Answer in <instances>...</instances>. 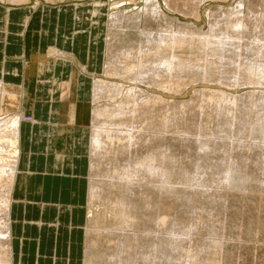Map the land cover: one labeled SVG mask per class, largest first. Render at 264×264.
<instances>
[{"label": "rangeland", "instance_id": "rangeland-1", "mask_svg": "<svg viewBox=\"0 0 264 264\" xmlns=\"http://www.w3.org/2000/svg\"><path fill=\"white\" fill-rule=\"evenodd\" d=\"M146 1L147 0H16V1L15 0H0V27H5V25H6L4 21H5V16L7 15V10L9 8L10 9L11 8L18 9L19 14H20L19 18H22V16H24L25 13H28L31 16V19H32L31 22L32 23L29 24V27H28L29 32H27V34L25 36L26 39L24 41V43L29 44V45H27L28 49L26 48L27 50H25L22 48V51H21V52H23V51L26 52V56L22 58V62H24L25 66L28 65V63H27L28 61L31 62L32 60H34L38 54H41V55L46 54L47 49L51 48V47H55L61 51L62 50H68L67 48H76L77 54H78L77 56H78L79 60L81 61V63L79 61L75 63V64H77L76 68L78 71L73 68L72 73H70L67 70L68 68H66L68 64L63 63L64 62L63 60L67 61L69 59H63L62 60V59H60L62 57L61 55L57 56L56 58H59V59H56V61H57L56 66L57 67L55 69L53 67L55 60L50 59L51 60L50 61L51 62V68L48 70L44 69L45 72L39 73L40 74L39 78H38L39 81H37L38 84L37 83L35 84L30 78L28 80L26 78V74L23 75L25 78V81L20 80L19 82H17V81L13 82L10 79L4 80L3 81L4 84L7 85L5 88L12 93L15 91L18 92L19 96L16 98V100H14L11 103L7 99L8 96H6V94L8 92L6 93V91H5V93H3V95L0 96V113L14 112L15 110L20 111L21 112L20 113L21 119L24 118L23 120H21L22 121V133H24L25 129L30 128L32 126V123L36 122V121L38 122L39 125H35L34 126L35 128H48L49 126H55V123L65 121L63 115H64V111L67 109V106H66L67 104L64 102L72 101L75 98L76 100H78L77 105H81V104H83L82 103L83 101H89V99H90L89 91H90V85H91L92 78H102L108 82H115L117 84L125 85V87H127V85L130 84L134 87L136 86V87H139L141 89H145L153 95L161 97L163 99V101H162L163 104L160 103L161 101L160 102L157 101V104L155 105L156 100H154L155 103L153 102L154 104L153 103L150 104L151 107H153V105H154L155 106L154 108H151V107L148 108L149 109V111L147 109L148 113H146L144 115L140 114V113L135 114V116L132 115L133 120H131L132 117H130V116H129L130 120H128V118H127L128 115H131L130 113H128V112H130L129 110H127L128 112L125 111L126 109H128V107H126L128 105L126 103H122V105L120 104L122 106V108H121V106L118 107V111L120 113L117 112V114H116V118L119 115H121L117 118L118 120L115 119L114 125H109V126L108 125L106 126V122H105V125L102 127L106 130L108 129L111 131H114V129H115V132H113L114 135L116 136V133H117V135L119 134L120 136H122V138H123V134H124V138H125V133H129L130 131L134 132V133H137V132H139L140 134L142 133L141 134L142 136L144 134V136L146 137L145 138L146 142H147V143L145 142L146 146L148 144V147L151 146V147H155L156 149L160 148L159 149L160 152L166 153V155H168L171 158V159L170 158L167 159L166 161L164 160L165 162H163V165L168 166V168H170L171 171H173L175 169V171L173 172L174 174L172 173V177L170 179L171 183L170 182H161L160 185L155 183V185L156 184L157 185L153 186L152 183L146 181L147 179L145 177L140 178V181H141L140 184H136V182H137L136 180L134 181V179H129V178L121 179V183H119V182L111 183L112 181L109 182V179H107L108 181L106 180L105 183H103V187H102V192H104V193L101 192V194L102 195L104 194V195L99 196L100 200H95V202L96 201H97L96 203L99 202L100 205H99V203H98V205L96 203H94L96 205L95 208H93V206H95V205H90V203H87V202H89L88 199H86L88 196L87 188L89 187V184H90L89 181H91L89 179L93 178V176L89 175L90 176L89 177L87 175V173H88L87 172L88 171V153H87V146L86 145H87V139L89 136L88 133H90V124L86 123V115L87 114H84V113L81 116L78 115L75 118L74 122L72 121L73 125L74 124L76 125V128L73 129L72 136L68 137L67 139L70 140L71 146L73 144V147H71V148L73 150V158L72 159L74 160L73 162L75 165L74 170H75L77 175H79L80 177H82V179H84V183H85V180L87 181L86 191H85V199H84L85 206L83 205L80 208L82 236H84V241H85V228H86L87 232H88V230H90L88 232V234H91V233L92 234L89 235L88 237L91 240L94 239L92 241L91 245L92 244L95 245L94 242H96V244L99 245V246L95 245L98 248V249H96L97 251L94 249V247H93L94 245L93 246L90 245L91 248H88V246H86L87 247L86 248V264H90V262H91V264H92V262H93V264H94V262H96L97 264H99V263L100 264H108V263L113 264L114 263L113 261H115V263H117L118 261H116V260L111 261V260H112V258L113 259L115 258L114 254L120 255L122 252L123 253L120 256L117 255L118 259L117 258L116 259L119 260V263H117V264H121V261L124 262V264L129 263L128 260L130 262L133 261V263H135V264H137V262H138V264H141L142 260H143L142 264H146V263L147 264H153V263L157 264L155 262H158V264H162L160 262H163V264L164 263L167 264V262H168V264H169V262H170V264H174V262H175L174 259H176V258H178L177 259L178 262H180V260L182 259L181 261L183 263L180 262V264H187V263L191 264V260L193 261V258H192L193 256H194V260L196 257H198L197 258L198 263L196 262L195 264H201V263L203 264V262H204V264L205 263L206 264L207 263L212 264V262H213V264H217V262H219V264H220V261H221L220 260L221 259L220 251L222 249L227 251V252H231L234 254L233 258L231 259L232 264H236L238 262L243 263V264H264V206H263L264 205V180H263L264 179V177H263L264 176V169H263L264 167L262 168V166L264 165V164H262V163H264L263 162L264 161V159H263L264 158V154H263L264 151L261 152L262 150H264V145H260L261 142L264 143V141H262V140H264V137L261 133H259V131H256V129L259 128V126L258 127L255 126V128L253 129V121L258 122V124H261V125L264 124V122H262V120L264 121V111H263L264 110V107H263L264 106V99H263V97H264L263 96V94H264V83H260V86L263 85L261 87L257 85L259 83H255V84H253L254 86L251 85V87L249 85H246V84L240 85V87H239V85L238 86L236 85L237 87L235 85H233V86L227 85V87H226L225 84L220 83L221 79L226 78V77H223L224 72H225L224 69L226 67L225 68L223 67L225 65H223L221 60L217 61L216 64L211 63L212 66L210 65L211 67H213V65H217V64H218V66H219V64L223 65V66L220 65L221 66L220 69L222 71L218 70L220 72H218V74L216 75L217 77L214 76L216 78H213V75L217 73L216 70L219 69L218 66H216L217 67L216 70H213L215 67L211 68L212 70L210 72H209L210 68H208L209 65L206 66V68L208 69V72L206 75L211 74V78L209 77V80H208L207 79L208 77L205 78V76H206L205 73H206L207 69L205 68L204 65L206 63L203 65V63L205 62V60H203V59H205V57H202L203 55L200 57L198 55L199 53L195 54L196 51H193L190 49L185 50L183 48H182L183 52H182V49H180L174 53L175 55H173V60L176 62V60L178 58L184 59V60L187 59L186 61H184V60H182V61L184 62V64H187V66L188 65L189 66L191 65V66L190 67L186 66L187 70H186V68L185 69L183 68V70L182 69L178 70L179 73H178V71L172 72L171 73L172 75L171 76L169 75L170 77L168 78V80L166 79V81H168L169 83L172 81L173 84L170 83V86L168 88L164 87L165 89L162 88V86L165 85V84H163L164 82H162L163 80L160 79L161 80L160 81L159 79H156L157 76L153 72L155 67H157V66L161 69V66H159L158 63L156 62L158 60L160 61V58L163 57L160 55L159 56L155 55L154 58L150 55L148 60H149V63L151 62L152 65L151 64L149 65V63L148 64L146 63V65L144 64L145 66H142V68H141V66H138V68H137L138 70H136L138 73H140V72L145 73V72L150 71L153 74L152 76H150L151 73H150V75H149V73H147L148 76L145 74H140L141 76L139 75V77H141V80H144L143 75H145V78L147 77L144 81H142L143 83H141V82L139 83L136 81L128 83L126 80H124V78H122L120 76L116 75V77L115 76L107 77L103 72V69L105 66L104 64L106 62V59H108V50H107L108 46L106 45V41L109 38V33L112 31L113 27L115 26L114 23L112 22L113 17H115L114 19H116V17H117V20L118 21L120 20V23L122 22L120 24L121 26L118 25L119 28L116 27L120 31V35L123 33L122 34L123 36L121 35L122 38L120 37V39L122 41L121 42L122 44H120V46H119L120 50L118 48V50H119L118 53L121 52L120 54H118V56H122L124 53L123 51H125L126 49H131L133 47L134 50H136L137 48L142 47L147 36H157V34L159 32H165L164 30H167V32L170 30L173 31L174 33L176 32V34L179 35V37L184 32L182 34V38L180 37V39H183L185 36H187V38L185 37L183 39V41L185 40V42L192 41L193 37H194V39L198 38L201 40L203 38H205V36L211 37L212 33H213L212 22L214 21L211 17V15L213 13V11L211 9L212 7H216V6H220V5L224 6L225 8L228 7L230 9H228L227 13H229V10H231V9L233 10V8H235L236 5L240 3L242 6L241 10H243L244 13L246 11V8L250 7L252 9H254V12H253L254 14L257 13L255 17L258 20H262L261 16H263V13H264V0H225V1L224 0H203V2L199 5V9H198L199 10L198 11L199 17L196 15L197 12L195 10L196 0H166V1L165 0H157L159 2V9H158V12L154 15L156 17V20L155 19L153 20V16L151 17V15L154 14V12H151L152 14L149 13V14L144 15L145 9H149L150 11H152V9H150V6L152 3L149 1H147L148 3H146ZM148 4H149V6H148ZM94 9L96 10V14L94 16H91L90 12H91V10H94ZM149 10H145V11L149 12ZM225 10H227V9H225ZM120 11H122V12H120ZM134 11H137V13H134V15L132 16L131 13ZM138 11H139L140 15H139ZM161 11L164 14V17H163L164 19H166V18L170 19V21L172 23V26L170 28L166 27L164 25V24H166L165 23L166 20H162L163 18L161 17V14H162ZM73 12H74V15H76V17L78 18V19H76V26H75L76 28L74 29L77 31V34L75 36V42L73 43V40H72L70 44H67L64 42L65 34H66L64 32H66L67 31L66 29L69 27L66 24L68 23L69 16ZM129 14L131 15V17ZM135 14L139 15V17H137ZM115 15H118V16H115ZM120 15H121V17H120ZM126 15L127 16L129 15L127 17L129 20H130V18L135 19V20L139 18V20H137L138 25L135 26V25L128 23L129 20L125 19ZM149 15L151 18L149 17ZM146 19H147V22H148V20H150L151 23L146 28H144L145 27L144 21H146ZM115 24H117V23H115ZM179 24H181L180 27H178ZM185 25L188 26L187 27L188 29L187 28L185 29L182 27ZM71 27H73V25H71ZM56 28L59 29V32L56 31ZM42 32H43V34H41ZM185 32H186V34H185ZM194 32L195 33L197 32L199 34L196 35V34H194ZM202 33H203V35H202ZM21 34H22V32H21ZM200 35L202 37H200ZM188 37H190V39ZM134 41H135V43H134ZM38 46H40V51H42V52L45 50L46 51L43 53L40 52L37 48ZM133 48H132V50H133ZM121 49H123V51ZM70 50H72V49H70ZM88 50H89L90 56H89V59L87 60V58L85 59V57H86L85 52H87ZM30 52H32L31 56H30ZM181 52L184 56L181 55ZM184 53L187 54L188 56L187 55L185 56ZM192 54H193V57H192ZM194 55L195 56L197 55L196 56L197 60H195L194 63L190 64V62L191 61L193 62L195 59ZM206 55H208V54H206ZM190 56H191V59H190ZM30 57L32 58V60H30ZM33 57H34V59H33ZM186 57H188V58H186ZM207 57L208 56H206V58ZM62 58H64V57H62ZM152 59H153V61H152ZM59 63L60 64L62 63V64L59 65ZM154 63L156 64V66H153V65H155ZM196 63L198 64V66L200 63V66L199 67L196 66L197 65ZM193 64H195V66ZM192 65H193V67H192ZM71 67H73V66H71ZM146 67H147V69H146ZM47 68H48V66H47ZM192 68H197V69H195L193 76L191 75V71H189V69L192 70ZM198 69H200L199 70L200 72L198 71V73L203 74L205 76L202 75L203 76L202 77L201 75H198L197 74ZM185 70L189 73L185 72ZM180 71H184L183 72V73H185L184 76L181 74L182 72L180 73ZM201 71L202 72L204 71V72L202 73ZM211 72L213 73V75ZM163 73L165 74L166 72H163ZM173 73H176L178 76L176 74L173 76ZM166 74L168 75V73H166ZM188 74L191 76H189ZM187 75L189 77V80H187L188 79ZM176 76L179 77L178 79H180V76H182L181 81H183V83L177 82L180 80H178L176 78ZM152 77H154L157 81H160L162 85L160 87L159 86L155 87V86H157L156 83L160 84V82H157V81L153 82L155 79L154 78L151 79ZM193 77L195 79H191ZM170 78H173V79H170ZM175 78L177 80H175ZM183 78L184 79L186 78L185 83H184ZM198 78H199V80H198ZM212 78L215 79V81H213ZM147 79H149L148 82H147ZM43 80L45 81V82H43L44 84L42 83ZM150 80H151V82H150ZM191 80H192V83H191ZM56 81H58L59 83H62L61 99L59 98L60 90H59V88H57L58 85L56 84ZM145 82H147V84H149V85L146 86L147 84ZM188 82H190V83L188 84ZM33 83L35 86L34 88L32 87ZM180 84H182V86ZM183 84H185V85H183ZM19 85L21 87H19ZM172 85L173 86L176 85L177 87L175 88ZM255 86H257V87H255ZM250 88H252V89H250ZM180 90H181V92H180ZM212 90H214V91L222 90V91H225L227 93L238 95V96L241 94H245L244 96L246 99L244 98V96L242 97V101L240 103L241 104L240 110L236 111V113H238V114L235 113L236 115H238V117L236 115L233 116L234 118H231L232 115H230L229 117L227 116L229 114L224 111L225 107H226L224 105L225 103L221 102L222 100H220V98H218L219 102H217V100H216L217 97L215 98V100H213V102L212 101L211 102L205 101L208 98L205 95V92L212 91ZM255 90H256V92H255ZM259 90H261V91H259ZM192 91H194V92H192ZM246 91H249V92L254 91L255 93L253 92V94L248 95L247 94L248 92H246ZM15 95H16V93H15ZM191 95H193V96H191ZM251 95L252 96L254 95L253 98H255V100L253 98H251V99L248 98V97H252ZM260 95H261V97L259 98ZM247 98H248V100H247ZM117 99L119 100V99H121V97H118ZM252 99H253V101L251 103ZM33 100H34V103H32ZM127 100H129V99H127ZM171 101H173V102L171 103ZM214 101H216V102H214ZM247 101H248V103H247ZM256 101H258L259 103ZM181 102L182 103L189 102V103L186 104V108L184 107V109H182V106H181V109H180ZM207 102H209L211 104H208ZM105 103L110 104V103H112V100L107 99L105 97V99L104 98L101 99V101L99 103L97 102L96 104L98 105V104H105ZM217 103H218V105H217ZM245 103L247 106H245ZM124 104H126V105H124ZM160 104L162 105L161 108H160V106H161ZM189 104H191V105H189ZM227 104L229 107L232 106V104H230V105H229V103H227ZM242 104H244V105H242ZM249 104H252L253 106L249 105ZM254 104H256V105H254ZM156 106L158 107L157 108L158 111H157V109H156V111H154ZM165 106H167L168 109L165 110V108H166ZM169 106H170V108H169ZM190 106H192L193 108L195 106V108L192 111H188ZM249 106H251L252 109ZM229 107H227V108H229ZM245 108L247 109V112H246ZM261 108H263V110ZM121 109L124 112H127V114L122 112L123 113V115H122ZM150 109L151 110L153 109L152 111H154V112H151ZM248 109L251 113L253 112L252 114L254 116L251 115V113L248 111ZM253 109H254V111H253ZM221 110H223V111L221 112ZM163 111H164V113H163ZM259 111H262V112H259ZM223 112H224V114H223ZM248 112L250 115L247 114ZM254 112L256 115L254 114ZM154 113H156V115H152ZM22 114H23V116H22ZM149 114H150V116H148ZM49 115L51 116V118L47 119L46 117H48ZM124 115H125V117H124L125 120H124V118H122V119L120 118V117H123ZM140 115L142 118L144 116L149 117V118L147 117L148 120H145V121L142 120V122L144 121V123H143L144 125L141 122ZM105 116H106V113H105ZM136 116L138 119L140 118L139 119L140 121L137 120ZM255 116H257V117H255ZM134 117H135V120H134ZM145 117L143 119H145ZM154 117L156 119L160 118V119H158L159 121L160 120L162 121V117H163L164 120L161 123V121L159 122ZM108 118L110 121L108 120L107 124L109 122H111L114 117H112V115H111V116H108L107 119ZM244 118L246 121L244 120ZM249 118H251L250 122L247 120ZM230 119H233L235 122H231L233 120H230ZM239 119H241L242 121H240ZM122 120L126 121V122H128V121H131V122L126 123V122H123ZM236 120L239 122H243V121L246 122L245 124H246L247 132L244 131L243 134H238L237 129H238V123L239 122L237 123ZM48 121H49V125H48ZM136 121H139L143 125V127L140 126L141 129L142 128L146 129L148 127L147 128L148 130L137 129V128H139V126H137V125L135 126V123H137L138 125H141V124H139V122H136ZM117 122H119V127L117 126ZM122 122L125 123L126 125L125 124L123 125ZM228 122H230V123H228ZM121 123L125 128L121 125ZM129 123H130V125H129ZM50 124H52V125H50ZM145 124H146V126H145ZM127 125H129V127H131V128L133 125L134 129L130 130L131 128L127 127ZM150 125H151V127H150ZM219 125L220 126L222 125L221 129L219 128L220 127ZM115 126L118 128H116ZM121 126H122V128H121ZM161 126H162V128L163 127L164 128L163 129L160 128ZM225 126H227V127H225ZM232 126L234 127L233 130L231 129ZM72 127H75V126H72ZM155 127H156V129H155ZM157 127H158V129L160 128V130H158ZM121 131L123 132L122 135H121ZM233 131H234V133L232 134ZM235 131L238 135L235 133ZM249 131H250V133H248ZM118 132H120V133H118ZM119 135L116 137H119V140H121ZM150 135H152V136H150ZM156 135H158L159 137H156ZM235 135H237V136H235ZM258 135L260 138L258 137ZM236 137H238V138H236ZM225 138H227V139H225ZM248 138H249V140H248ZM252 138H254L256 140H254ZM261 138H263V139H261ZM145 139L143 137V140H145ZM260 140H261V142H260ZM121 141H124V139ZM237 141L239 144L236 143ZM241 142L242 143L246 142V143L245 144L243 143L244 144L243 145ZM232 143H234V145ZM257 144H259V145H257ZM235 145H236V147L238 145L241 146V147L240 146L237 147L239 149L237 151H239V152H237L236 150H232V148L237 149L235 147ZM197 146H198V148H197ZM255 147L257 149L259 148L258 149L259 152H257L258 150ZM140 148H141V146L135 152H132V151L127 152L126 150H124V154L126 153L125 156L127 158L125 156H122V155H124L123 150L120 153L121 149L119 150L118 148L117 149L111 148L110 149L111 151L109 150L110 152H107V151L104 152V155L107 154L106 156L101 154V155H103L102 157L104 158V159L101 158V161H102V159H103V161L105 159H107L108 161L106 160L107 163L101 162L100 167L102 168L104 166V169H106L105 165H104V164H106V166L109 165V167H107V168L120 169V167L122 168L126 163H127L126 164V166H127L129 162L137 160L138 159L137 157H139V159H140L142 156L145 155L146 152L147 153L149 152V151L145 152V150H147V149L144 147L141 148V150H140ZM245 148H246V150H244ZM254 148L256 150H254ZM240 149H242L244 152ZM117 152L119 153L118 154L119 156L116 155ZM138 152H140V153H138ZM232 152H234V153L232 154ZM248 152H249V154H248ZM255 152H256V154H255ZM108 153H110V154L108 155ZM134 153H136V155ZM243 153L246 157L243 155ZM253 153L255 154V157H254ZM230 154H232V155H230ZM250 154L252 155L251 158L249 157V156H251ZM21 155H22V151H21ZM134 155H135V157H134ZM139 155H142V156H139ZM233 155H234V157H233ZM236 155H237L238 159H236ZM240 155L242 158H240ZM256 155L257 156L259 155V156L257 157ZM262 155H263V157H262ZM108 156L110 157V159H108ZM116 156H118V157H116ZM105 157H107V158H105ZM259 157L262 159H260ZM245 158H246V161H244ZM230 159L233 162L230 161ZM239 159H240V162H239ZM21 160H22V157H21ZM241 160H243V161H241ZM113 162L115 164L117 162V164H119V166L116 164L117 167H113L115 165V164L112 165ZM122 162H124V163H122ZM231 162H232V165H231ZM233 164H236V165L234 166ZM241 164H243V165H241ZM236 166H238L239 168ZM227 167L232 168L235 173H241V171H242V173L249 175L247 177H249L251 179L254 178L255 183L253 181V182L245 183L239 187H234L231 184H227L225 182L221 183V181L223 182V179L221 178L222 176L217 177L218 179L216 177H214V178L212 177L213 172L216 173L217 171H219V173H220V172H222V170H224V168H227ZM259 169H260V171L257 172L256 170H259ZM262 169H263V172H262ZM102 170H103V168H102ZM102 170H101V173H103ZM260 172H262V173L260 174ZM144 178H145V180H144ZM122 180L125 183H123ZM125 180H127L128 182ZM216 180H218V182ZM257 180H259V181L262 180L263 182L260 181V182H262V183H260ZM110 183H111V185H110ZM108 185H109V187H108ZM138 185L145 188L146 190L140 189L141 187ZM202 185H204V186H202ZM244 186H245V188H244ZM169 187H171L172 189ZM1 188H0V190H2ZM117 189H118V191H117ZM142 190H144V191L142 192ZM251 191H253L254 193ZM106 192H107V195L109 194L108 196L106 195ZM2 193L3 192H0V199L3 195ZM125 194L127 197L125 196ZM146 195L149 196L147 202H149L151 204V207H154V209H155V211L153 210V212L146 210V208L143 207L144 201H145L144 196H146ZM222 197H224V198H222ZM107 198H109V199H107ZM125 198L128 199L129 202H126L127 200ZM105 199H107L106 202H105ZM118 199H122V200H118ZM108 201H109V203H108ZM112 201L113 202L115 201V203L117 201V204H114ZM101 202H102V204H101ZM110 203L113 204L112 209H110L111 208ZM120 203H122V204L119 205ZM126 203H128L127 206H125ZM131 204L133 205V207H135L134 208V209H136L135 211H134V209H133V211L131 210V208H132ZM101 205H103V206H101ZM128 205L130 206L131 212H130V210H128V208H129ZM99 206H100V208H99ZM107 206H108V208H107ZM113 206H115V208ZM118 206H120L122 209H119L120 207L118 208ZM101 207L103 209H105V211L103 210L102 214H101V212H102ZM116 207L118 208V210ZM124 207H128L127 208V211H128L127 214L128 215H130L131 217L132 216L136 217L135 221H129V218H128L129 216L128 217L126 216V218L120 217V215L122 216V214H121V212H123L122 210L125 209ZM87 209H88V215L90 218H89L88 222L86 223L85 221H86ZM91 209H94L93 210V212H95L94 214H93V212H92V214H90ZM95 209H96V211H95ZM162 209H164L165 211ZM97 210H99V211L97 212ZM163 212H165V214ZM153 213L155 214L154 216H157L158 214H159V216H157V218L154 217L152 222L149 220V223L146 224V221H147L146 216H151ZM103 214H104V216H103ZM114 214L115 215L117 214L119 216L120 220L118 219V216H116V217L114 216L115 217L114 218L113 217ZM163 214L166 215V217L164 216V218L168 217L167 219L169 220V222H167L168 221L167 219L165 221L164 218H160V219L158 218ZM0 216H1V214H0ZM124 218L127 220H124ZM257 218H259V219L257 220ZM157 219H159V220H157ZM240 219H241V221H240ZM121 220H123V221H121ZM197 220L198 221L200 220L199 222H202V223L201 224L196 223ZM124 221L128 224H126ZM156 221H158V223H160V226L158 225V223H156ZM94 222H95V225H94ZM165 222L167 223V225ZM215 222H216V224H214ZM153 223H154V225H153ZM161 223L163 224V226L165 225V227L161 226L162 225ZM191 224H193V225L195 224L194 228H193V226H191ZM195 226H196V228H195ZM214 227L217 229H215ZM93 230L96 232H94ZM115 230H116V232H115ZM145 233H148V234L144 235ZM154 234H156V236ZM147 235L149 238L147 237ZM152 235H154V236H152ZM130 236H133V237H130ZM88 237L86 239H88ZM134 237H136V238H134ZM173 238L176 240L181 239L180 241L182 244L179 241L181 246L183 245V241H184V245H186L187 251H186L185 246H183V248L181 249L180 244H178L179 246L177 245V247H180V249H181L180 251H183V250L186 251L184 254V255H186V258H184V256L182 255V252L180 253V251H179L180 255L177 253L178 249H175L176 247L173 246V245H176L177 242L175 240L176 243L173 244V242H174ZM125 239H126V241H124ZM169 239H171L173 242L170 243L171 240H169ZM5 240L6 239H4V238H2V236H0V247L2 245L6 246V244H4V243H6ZM84 241H83L82 247H81L82 256H84V243H85ZM115 241H118V242H116V244L118 246L116 244L114 245ZM121 241H124V242H122L123 244L121 243ZM150 242H151V244H150ZM143 243H145V244H143ZM162 243H165L164 245H166V246L168 245L167 247L169 249L166 248ZM133 244L134 245L136 244L135 247L133 246ZM154 244H155V246L158 244L157 246H159V248L161 247L164 250V252L162 249H160L161 250V252H160L158 250V247H156L157 250L159 251V254H160L159 255L158 251H157V255H156V249L154 248L155 247ZM161 244H162V246H160ZM171 244H173V245H171ZM213 244H214V246H213ZM112 245H114L115 247H113ZM119 245H121V246H119ZM142 245H144V248H147V249H148V247L150 249L151 248L150 246L153 245L152 246L153 249L151 248L150 250L155 251L152 253L154 255H152L150 253L151 252L150 250H148V253H150L151 256H149L150 254H147V252H145L147 254V255H145L147 258L146 261H148V257L149 258L151 257L153 260L150 258L149 261L146 262L144 259H141L142 257L138 259L136 253H138L139 249L141 250V248H142V250H144ZM187 245H189V246L187 247ZM220 245H221V247H220ZM140 246H141V248H140ZM169 246H171V248L173 246L174 250L171 249ZM222 246H224V247L222 248ZM110 247L112 250L110 249ZM120 247L124 248V250H122V248H120ZM127 247H129L131 250L129 248H128L129 249L128 250ZM132 248L136 251V253L134 252V250ZM147 249L145 251H147ZM190 249L192 250V252H195V253L201 252L202 256L198 255L199 253L198 254L194 253V255L192 254V256L190 258L189 257L190 254L189 255L187 254V252L192 253ZM126 250L129 251L128 252L129 254L131 252V254H132V255L130 254L131 256L136 254L135 258L132 259L130 256V258L132 260L128 259L129 254L126 252ZM189 250H190V252H189ZM211 250H213V251H211ZM216 252H218V254H217L218 257H216V255H215ZM93 253H95L94 255L95 256L97 255V257H94ZM111 253H114V254L112 255V257H110L111 260H108L109 259L108 255L110 256ZM171 253H172V255H171ZM175 253L177 254V256ZM123 254L125 256L128 254V257L122 256ZM207 255H209V256H207ZM210 255L212 257H210ZM99 256L101 257L100 261L98 260ZM145 256L143 258H145ZM160 256H163V258ZM180 256H183V257L181 258ZM170 257H171V259H168ZM205 257H206V259H205ZM120 258H122V260ZM183 258H184V260H183ZM203 258H204V260H203ZM93 259H94V261H93ZM123 259H124V261H123ZM199 259H200V262L202 260H203V262L199 263ZM150 260H152V261L156 260V261H154L152 263V261H150ZM173 260H174V262H173ZM177 260H176V262H177ZM186 260H188V262ZM217 260H219V261H217ZM110 261H111V263H110ZM125 261H126V263H125ZM209 261H212V262H209ZM176 262H175V264H176ZM178 262H177V264H178ZM133 263L131 262L129 264H133Z\"/></svg>", "mask_w": 264, "mask_h": 264}, {"label": "bare ground", "instance_id": "bare-ground-1", "mask_svg": "<svg viewBox=\"0 0 264 264\" xmlns=\"http://www.w3.org/2000/svg\"><path fill=\"white\" fill-rule=\"evenodd\" d=\"M16 1V0H15ZM147 1H149V2H151L152 4H151V6H150V9H152V11H150L149 9H145V10H149V12L148 11H145L144 10V15H146V14H149V13H151V12H154V14H152L151 15V17L153 16V20L155 19L156 20V17L154 16L157 12H158V9H159V2L157 1V0H147ZM146 1V3H148ZM166 1V0H165ZM225 1V0H224ZM203 2V0H196V5H195V10H196V12H197V16H198V9H199V5L201 4ZM150 4V3H149ZM149 4H148V6H149ZM147 5V4H146ZM145 6V5H144ZM152 7V8H151ZM134 8V7H133ZM147 8V7H146ZM149 8V7H148ZM144 9V8H143ZM212 9V11H213V13H212V15H211V17H212V19L214 20H212L213 22H212V31H213V33H212V36L210 37V36H205V38H203L202 40L201 39H198V38H195L194 39V37L192 38V41H187V42H185V40L183 41V39L186 37L187 38V36H185L183 39H180V37L182 38V34L184 33H180L181 34V36L179 37V35H177L176 34V32L174 33L173 31H168L167 32V30H164L165 32H159L158 34H157V36H147L146 37V39H145V42H144V44L142 45V47H140V48H137L136 50H134V48H133V50H132V48L131 49H126L125 51H123V49H121L124 53H123V55L122 56H118V54H120V53H118V51L120 50V48H119V46H120V44H122L121 42V39H120V37H121V35L123 34H121L120 35V31L118 30V28H119V26L118 25H120L121 23H120V20L118 21L117 20V17H116V19H114L115 17H113L112 18V22L114 23V27H113V29H112V31L109 33V38H108V40L106 41V45L108 46L107 47V50H108V59H106V62H105V66H104V69H103V72H104V74L107 76V77H112V76H115L116 77V75L117 76H120V77H122V78H124V80H126L128 83H131V82H133V81H136V82H141V83H143L142 81H144L146 78H145V75H147V73H149V75H150V71L149 72H145V73H141L140 71V73H138L136 70H138L137 68H138V66H141V68H142V66H145L146 65V63L148 64L149 63V60H148V58L150 57V55L154 58V56L156 55H160V56H163L162 58H160V61L158 60V61H156L157 63H158V65L159 66H161V69L157 66V67H155V69H154V73H155V75L157 76L156 77V79H161V80H163L162 82H164L163 84H165L164 86H162V88H164V87H166V88H168L169 86H170V83H172L173 84V82L171 81L170 83L168 82V81H166V79L168 80V78L172 75L171 73L172 72H175V71H178V70H183V68L185 69L186 68V70H187V67L189 66H187V64H184V62L182 61V60H184V59H179L178 57V59L176 60V62L173 60V55H175L174 53L177 51V50H180V49H190V50H193V51H196V53L195 54H197V53H199L198 55L201 57L202 55V57H205V59H203V60H205V62L203 63V65L205 66V68H206V66L207 65H209L208 66V68H210V70H209V72L212 70L211 68H213V67H215L213 70H216L217 69V67L216 66H218V64L217 65H213V67H211L212 66V64L211 63H215L216 64V62L217 61H220L221 60V62L223 63V65H225V66H223V65H221V64H219V66H218V68L219 69H217L216 71H217V73L216 74H214L213 75V73H212V75H213V78H216L217 76V74H218V72H220V71H222L221 69H220V67L221 66H223L222 68L224 69V76L223 77H226V78H223V79H221L220 80V83L221 84H225V86L227 87V85L228 86H233V85H239V87H240V85H244V84H246V85H249L250 87H251V85H253V84H255V83H259V84H257L258 86H260V83H264V13H263V16H261L262 17V20H258L255 16H256V14H254L253 12H254V9H252V8H250V7H247L246 8V11H245V13H244V11L243 10H241L242 9V6H241V4L239 3V4H237L236 5V7L235 8H233V10L231 9V10H229V13H227L228 12V9H230V8H225L224 6H216V7H212L211 8ZM225 9H227V10H225ZM120 12H122V11H120ZM91 16H94L95 14H96V10L94 9V10H91ZM133 13V14H132ZM131 13V15L133 16L134 15V13H137V11H134V12H132ZM138 13H139V11H138ZM161 13H162V11H161ZM116 14V13H115ZM211 14V13H210ZM123 15V14H122ZM130 15V14H129ZM128 15V16H129ZM131 15H130V17H131ZM136 15V14H135ZM139 15H140V13H139ZM139 15H136L137 17H139ZM163 15V16H162ZM115 16H118V15H115ZM127 15H126V17H125V19H127V20H129L127 17H128ZM160 16V15H159ZM166 16V15H165ZM74 17H75V19H78L77 17H76V15H74ZM120 17H121V15H120ZM146 17V16H145ZM149 17H150V15H149ZM150 17V18H151ZM155 17V18H154ZM161 17L163 18L164 17V14L162 13L161 14ZM199 17V16H198ZM121 19V18H120ZM148 19V18H147ZM147 19H146V21H144L145 23V27L144 28H146L148 25H150V20H148V22H147ZM159 19V18H158ZM137 20H139V18L138 19H131L130 18V20L128 21V23H130V24H132V25H138V21ZM162 20H166L165 21V23L166 24H164L166 27H171L172 26V23H171V21H170V19L169 18H166V19H162ZM125 22V21H124ZM164 22V21H163ZM115 23H117V24H115ZM117 25V26H116ZM131 25V26H132ZM180 25L181 24H179V26L178 27H180ZM121 26V25H120ZM186 26V27H185ZM185 26H182L183 28H187L188 26L187 25H185ZM116 27H118V28H116ZM192 27V26H191ZM125 28V27H124ZM195 28V27H194ZM110 29V28H109ZM121 29V28H120ZM188 29V28H187ZM177 31V30H176ZM179 31V30H178ZM185 31V30H184ZM194 31V30H193ZM146 32V31H145ZM189 32V31H188ZM125 33V32H124ZM150 33V32H149ZM185 34H186V32H185ZM190 34V33H189ZM188 34V35H189ZM194 34H199V33H195L194 32ZM202 35H203V33H202ZM123 36V35H122ZM125 37V36H124ZM197 37V36H196ZM200 37H202L201 35H200ZM122 38V37H121ZM144 38V37H143ZM189 39H190V37H188ZM134 43H135V41H134ZM122 46V45H121ZM118 48H119V50H118ZM128 48V47H127ZM183 49H182V52H183ZM179 52V51H178ZM182 52H181V55H183L182 54ZM187 52V51H186ZM185 52V53H186ZM184 53V54H185ZM190 54V53H189ZM205 54V55H204ZM206 54H208V55H206ZM59 55H64V58H60V59H67V57H66V55L67 54H63V52L62 51H60L59 49H57V48H55V47H51V48H48L47 49V51H46V54H44V55H41V54H38L37 55V57H35V59H34V57H33V59L34 60H32V58L30 57V60H32L31 62L30 61H28V77L36 84L37 83V81H38V74L40 73V72H42V71H44V69L45 68H47V66H48V60L50 59V58H52L53 60H55L54 61V66L56 67V65H57V61H56V59H59V58H56L57 56H59ZM165 55V56H164ZM187 54H185V56H186ZM184 56V55H183ZM188 56V55H187ZM197 56V55H196ZM196 56L194 55V57H195V59H194V61L192 62H190V64H192V63H194L195 62V60H197L196 59ZM206 56H208L207 58H206ZM210 56V57H209ZM181 57V56H180ZM192 57H193V54H192ZM186 58H188V57H186ZM156 59V58H155ZM190 59H191V56H190ZM192 59V60H193ZM181 60V61H180ZM187 59H185L184 61H186ZM199 60V59H198ZM148 61V62H147ZM152 61H153V59H152ZM197 62V61H196ZM49 63H51V62H49ZM189 63V62H188ZM62 64V63H61ZM60 63H59V65H61ZM145 64V65H144ZM151 64V62L149 63V65ZM155 64V63H154ZM197 64V63H196ZM51 65V64H50ZM148 65V66H149ZM152 65V64H151ZM194 66H195V64H193ZM193 65H192V67H193ZM211 65V66H210ZM221 65V66H220ZM153 66H156V64L155 65H153ZM187 66V67H186ZM191 66V65H190ZM189 66V67H190ZM196 66H198V64L196 65ZM199 66H200V63H199ZM198 66V67H199ZM202 66V65H201ZM203 66V67H204ZM9 67V66H8ZM50 69V68H49ZM146 69H147V67H146ZM145 69V70H146ZM195 69H197V68H192V70L191 69H189V71H191V75L193 76L194 75V72H195ZM207 69V68H206ZM47 70V69H46ZM144 70V69H143ZM149 70V69H148ZM185 70V72H187ZM200 69H198L197 70V74L198 75H203V74H200V73H198V71H199ZM205 70V69H204ZM218 70H220V71H218ZM215 71V72H216ZM3 72H5L4 70H2V74H3ZM163 72H166V73H168V75L166 74H164ZM182 72V73H181ZM184 71H180V73L184 76V74L185 73H183ZM200 72V71H199ZM202 72V71H201ZM204 72V71H203ZM202 72V73H203ZM207 72H208V69H207V71H206V73H205V75L207 74ZM214 72V73H215ZM138 73V74H137ZM178 73H179V71H178ZM187 73H189V72H187ZM140 74H145V75H143L144 76V80H141V77H139V75ZM176 73H173V76L175 75ZM196 74V73H195ZM222 74V73H221ZM220 74V75H221ZM40 75V74H39ZM153 74L151 73V75L150 76H152ZM170 75V76H169ZM177 75V74H176ZM189 75V74H188ZM188 75H187V77H188ZM191 75H189V76H191ZM205 75H203V76H205ZM219 75V76H220ZM3 75H1V77H2ZM55 76V75H54ZM53 76V77H54ZM79 76V75H78ZM141 76V75H140ZM148 76V75H147ZM178 76V75H177ZM176 76V78L178 79L179 77H177ZM202 76V77H203ZM214 76H216V77H214ZM222 76V75H221ZM139 77V78H138ZM181 77L182 76H180V79H178V80H180V81H177V82H182L183 83V81H181L182 79H181ZM186 77V76H185ZM198 77V76H197ZM201 77V78H202ZM206 77H208L207 79L209 80V77L211 78V74L210 75H206L205 76V78ZM28 78V79H29ZM55 78V77H54ZM78 78V77H77ZM138 78V79H137ZM154 77H152L151 79H153ZM175 78V80H177ZM204 78V79H205ZM212 78V79H213ZM222 78V77H221ZM155 79V78H154ZM154 80L153 82H156L157 80ZM170 79H173V78H170ZM184 79V78H183ZM186 79V78H185ZM185 79H184V83H185ZM191 79H195L194 77L193 78H191ZM218 79V78H217ZM160 80V81H161ZM187 80H189V77H188V79ZM186 80V81H187ZM198 80H199V78H198ZM53 81V80H52ZM149 81V79H147V82ZM160 81H157V82H160ZM205 81V80H204ZM213 81H215V79H213ZM217 81V80H216ZM6 82V81H5ZM51 82V81H50ZM147 82H145L146 84H147ZM150 82H151V80H150ZM152 82V83H153ZM176 82V81H175ZM174 82V83H175ZM212 82V81H211ZM34 83H33V85H32V87L34 88L35 86H34ZM190 82H188V84H189ZM191 83H192V80H191ZM218 83V82H217ZM38 84V83H37ZM56 84L58 85L57 86V88H59V90H60V95H59V98L61 99V96H62V83H59L58 81H56ZM151 84V83H150ZM178 84V83H177ZM176 84V85H177ZM149 84H147L146 86H148ZM156 85L157 86H155V87H160L162 84H161V82H160V84H158V83H156ZM173 86V87H177V86ZM179 85V84H178ZM181 86H182V84H180ZM183 85H185V84H183ZM245 85V86H246ZM7 85L6 84H4V82H3V80H2V78L0 79V96L1 95H3V93H5V91H6V96H8V100H9V102H13L14 100H16V98L19 96V94H18V92H10V91H8L5 87H6ZM180 86V87H181ZM236 86V87H237ZM248 86V87H249ZM254 86V85H253ZM261 86H263V85H261ZM260 86V87H261ZM11 87V86H10ZM19 87H21L20 85H19ZM255 87H257V86H255ZM4 88V89H3ZM263 88V87H262ZM6 89V90H5ZM12 89V88H11ZM165 89V88H164ZM170 89V88H169ZM174 89V88H173ZM179 89V88H178ZM250 89H252V88H250ZM171 90V89H170ZM175 90V89H174ZM182 90V89H181ZM181 90H180V92H181ZM13 91V90H12ZM178 91V90H177ZM200 91V90H199ZM202 91V90H201ZM259 91H261V90H259ZM192 92H194V91H192ZM246 92H248L247 94L249 95V94H253V92L254 91H246ZM255 92H256V90H255ZM254 92V93H255ZM15 93H16V95H15ZM177 93V92H176ZM198 93V92H197ZM52 94V93H51ZM89 95H90V99H89V101H83L82 103L83 104H81V105H77L76 104V102L78 101V100H76L75 98L72 100V101H67L66 103H67V109L65 110V113H67V121H68V124L69 125H71L72 124V121L74 122V120H75V118L78 116V115H82L83 113L84 114H87L86 115V123L87 124H90V133H88L89 134V136H88V139H87V153H88V173H87V175L89 176V175H91V176H93V178H90L89 180H91V181H89L90 182V184H89V187L87 188V194H88V196H87V198L86 199H88V201L89 202H87V203H90V205H95L94 203H96L95 202V200H100V197L99 196H103L102 194H101V192H102V187H103V183H105V181L107 180V179H109V182L110 181H112L111 183H115V182H119V183H121V179H123V178H129V179H134V181L136 180L137 182H136V184H140V178L141 177H145L147 180V182H150V183H152V185L153 186H156L157 184H161V182H170V179H171V177H172V173L175 171V169L173 170V171H171L170 170V168H168V166H165V165H163V162H165L167 159H169L170 157L168 156V155H166V153H164V152H160V148L159 149H156L155 147H148V144H147V146L145 145V142H146V137L144 136V134H143V136L139 133V132H137V133H134V132H129V133H125V138H124V134H123V138H122V136H120L119 134V136H120V139L121 140H123L124 139V141H121V140H119V137H116V136H118L117 135V133H116V136L114 135V133L113 132H115V129H114V131H111V130H106V129H104L102 126H104L105 125V122H106V126L108 125H114V120L115 119H117L119 116H121V115H119L117 118H116V114H117V112H119L118 111V107H120L121 105H122V103H126L128 106H126V107H128V109H126L125 111H127V110H129L130 112H128V113H130L131 115H128V120H130V118H129V116L130 117H132V115H134L135 116V114H138V113H140V114H146V113H148L147 112V109L148 108H150L151 107V105L150 104H152L153 102L155 103V101L154 100H156V103H155V105L157 104V101L158 102H160V103H162V101H163V99L161 98V97H159V96H156V95H153V94H151L150 92H148L147 90H145V89H141V88H139V87H134V86H132V85H130V84H128L127 85V87H125V85H122V84H117V83H115V82H108V81H106V80H104V79H102V78H92V80H91V85H90V91H89ZM138 95V96H137ZM205 95L208 97L207 98V100H205V101H209V102H213V100H215V98L217 97V102H219L218 100V98H220V100H222L221 102H224L223 104L226 106L225 107V112L226 113H228L229 115H227L228 117L230 116V115H232V117L231 118H234L233 116L234 115H236V114H238V113H236V111H238V110H240V103H241V101H242V97L245 95V94H241V95H234V94H230V93H227V92H225V91H222V90H219V91H214V90H212V91H208V92H205ZM258 95V94H257ZM137 96V97H136ZM191 96H193V95H191ZM252 96V95H251ZM263 96H264V94H263ZM262 96V97H263ZM21 97V96H20ZM105 97L107 98V99H111L112 100V103H105V104H96L97 102L99 103L100 101H101V99H105ZM118 97H121V99H117ZM129 97V98H128ZM204 97V96H203ZM254 97V95L252 96V97H248V98H253ZM261 97V95L259 96V98ZM197 98V97H196ZM206 98V97H205ZM244 98H245V96H244ZM248 98H247V100H248ZM258 98V99H259ZM87 99V98H86ZM127 99H129V100H127ZM246 99V98H245ZM254 100H255V98H253ZM253 99L251 100V103H252V101H253ZM263 99H264V97H263ZM22 100V99H21ZM260 100V99H259ZM262 100V99H261ZM58 101V100H57ZM106 101V100H105ZM246 101V100H245ZM107 102V101H106ZM173 101H171V103H172ZM209 102H207L208 104H211V103H209ZM214 102H216V101H214ZM220 102V103H221ZM256 102H258V101H256ZM153 103V104H154ZM189 102H185V103H182L181 102V104H180V109H181V106H182V109H184V107L186 108V104H188ZM194 103V102H193ZM205 103V102H204ZM206 103V104H207ZM227 103H229V105L230 104H232V106H228V104ZM247 103H248V101H247ZM259 103V102H258ZM261 103V102H260ZM121 104V105H120ZM126 104H124V105H126ZM163 104V103H162ZM169 104V103H168ZM222 104V103H221ZM257 104V103H256ZM256 104H254V105H256ZM123 105V106H124ZM161 105V104H160ZM189 105H191V104H189ZM193 105V104H192ZM199 105V104H198ZM217 105H218V103H217ZM242 105H244V104H242ZM249 105H252V104H249ZM258 105V104H257ZM260 105V104H259ZM220 106V105H219ZM245 106H247L246 105V103H245ZM253 106V105H252ZM125 107V106H124ZM155 106L153 105V107H151V108H154ZM162 107V105L160 106V108ZM164 107V106H163ZM166 108H165V110L166 109H168V107L167 106H165ZM223 107V106H222ZM227 107H229V108H227ZM242 107V106H241ZM251 109H252V107L251 106H249ZM264 107V106H263ZM15 108V107H14ZM121 108H122V106H121ZM158 107L156 106V108H155V110L154 111H156V109H157ZM169 108H170V106H169ZM194 108H195V106H194ZM192 106H190L189 107V110L188 111H192L193 109H194ZM220 108V107H219ZM248 108V107H247ZM249 108V109H250ZM198 109V108H197ZM244 109V108H243ZM246 109V108H245ZM249 109H248V111H249ZM250 109V110H251ZM262 110H263V108H261ZM13 110V109H12ZM122 110V109H121ZM151 110V109H150ZM153 110V109H152ZM151 110V112H154V111H152ZM161 110V109H160ZM178 110V109H177ZM201 110V109H200ZM259 110V109H258ZM51 111V110H50ZM148 111H149V109H148ZM157 111H158V109H157ZM180 111V110H179ZM218 111V110H217ZM223 110H221V112H222ZM253 111H254V109H253ZM264 111V110H263ZM122 112H124L123 110L121 111V113ZM127 112H124V113H126L127 114ZM185 112V111H184ZM201 112V111H200ZM246 112H247V109H246ZM250 112V111H249ZM249 112L247 113V114H249ZM259 112H262V111H259ZM258 112V113H259ZM20 111H14V112H3V113H0V188L2 189V190H0V192H3L2 194V197H1V199H0V214H1V216H0V236H2V238H4V239H6L5 241H6V243H4V244H6V246L5 245H2L0 248V264H10V260H9V256H10V254H9V247H8V243H7V237H8V235H9V231H8V227H9V223H10V218H9V210H10V205H11V198H10V193H11V190H12V187H13V184H14V181H15V177H16V173H17V171H18V164H19V157H20V138H21V130H22V121L21 120H23V119H21V115H20ZM105 113H106V116H105ZM120 113V112H119ZM150 113V112H149ZM163 113H164V111H163ZM170 113V112H169ZM172 113V112H171ZM236 113V114H235ZM243 113V112H242ZM251 113V112H250ZM253 113V112H252ZM251 113V115H253ZM151 114V113H150ZM150 114L148 115V116H150ZM160 114V113H159ZM158 114V115H159ZM205 114V113H204ZM223 114H224V112H223ZM246 114V113H245ZM254 114H255V112H254ZM112 115V117H114L113 119H112V121L111 122H109L108 124H107V122H108V120H109V118L107 119V117L108 116H111ZM122 115H123V113H122ZM142 115V116H143ZM152 115H156V113H154V114H152ZM165 115V114H164ZM250 115V114H249ZM256 115V114H255ZM22 116H23V114H22ZM147 116V117H148ZM160 116V115H159ZM171 116V115H170ZM175 116V115H174ZM237 117H238V115H236ZM246 116V115H245ZM254 116V115H253ZM125 117V115L123 116V117H120L121 119L122 118H124ZM139 117V116H138ZM140 117H141V115H140ZM145 117V116H144ZM143 117V118H144ZM147 117H145V119H143L142 117H141V122H142V120H148L147 119ZM153 117V116H152ZM157 117V116H156ZM164 117V116H163ZM163 117H162V121L164 120L163 119ZM173 117V116H172ZM220 117V116H219ZM227 117V118H228ZM252 117V116H251ZM255 117H257V116H255ZM136 118H137V116H136ZM149 118V117H148ZM155 118V117H154ZM263 118V117H262ZM107 119V120H106ZM140 119V118H139ZM138 118H137V120H139ZM156 119V118H155ZM158 119H160V118H158ZM158 119H156V120H158ZM168 119V118H167ZM166 119V120H167ZM238 119V118H237ZM257 119V118H256ZM118 120V119H117ZM120 120V119H119ZM124 120H125V118H124ZM127 120V119H126ZM131 120H133V117H132V119ZM134 120H135V117H134ZM152 120V119H151ZM230 120H233V119H230ZM240 121H242L241 119H239ZM244 120H245V118H244ZM249 122H250V120H251V118H249V119H247ZM110 121V120H109ZM123 121V120H122ZM140 121V120H139ZM139 121H136V122H139ZM144 121L142 122V124L144 123ZM154 121V120H153ZM159 121V120H158ZM161 121V120H160ZM159 121V122H160ZM162 121H161V123H162ZM229 121V120H228ZM237 121V120H236ZM246 121V120H245ZM260 121V120H259ZM121 122V121H120ZM123 122H126V121H123ZM122 122V123H123ZM128 122H131V121H128ZM128 122H126V123H128ZM135 122V121H134ZM156 122V121H155ZM154 122V123H155ZM158 122V123H159ZM224 122V121H223ZM227 122V121H226ZM231 122H235L234 120L233 121H231ZM239 121H237V123H238ZM262 122H264L263 120H262ZM67 123V122H66ZM122 123H121V125H122ZM147 123V122H146ZM160 123V124H161ZM164 123V122H163ZM228 123H230V122H228ZM227 123V124H228ZM246 122H239L238 123V129H237V131H238V134H243L244 133V131H246L247 132V130H246V124H245ZM125 123H123V125H124ZM139 124H141L140 122H139ZM138 125L137 123H135V126L137 125V126H139V128H137V129H140V130H143L144 128H142L141 129V127L140 126H142L143 127V125ZM153 124V123H152ZM222 124V123H221ZM225 124V123H224ZM226 124V125H227ZM263 124V123H262ZM39 125V124H38ZM57 125V124H56ZM61 125H63V124H61ZM66 125V124H65ZM69 125H67V127H69ZM122 125V126H123ZM126 125V124H125ZM129 125H130V123H129ZM129 125H127V127H129ZM149 125V124H148ZM159 125V124H158ZM157 125V126H158ZM162 125V124H161ZM231 125V124H230ZM250 125V124H249ZM72 126H75L74 128H76V125L74 124V125H71V127ZM117 126L119 127V122H117ZM122 126H121V128H122ZM145 126H146V124H145ZM163 126V125H162ZM162 126L160 127V128H162ZM220 126V125H219ZM229 126V125H228ZM255 126H259V128H257L256 129V131H259V133H261L262 135H263V137H264V124L263 125H261V124H258V122H256V121H253V129L255 128ZM32 127V126H31ZM59 127V139H60V142H63L64 141V136H63V134H64V132H65V130L67 129V128H65L64 126H58ZM116 127V126H115ZM114 127V128H115ZM118 127H116V128H118ZM124 127V126H123ZM150 127H151V125H150ZM202 127V126H201ZM217 127V126H216ZM225 127H227V126H225ZM231 127V126H230ZM73 128V129H74ZM125 128V127H124ZM129 128H131V127H129ZM148 128V127H147ZM144 129V130H148V129ZM154 128V127H153ZM160 128L158 129V127H157V129L158 130H160ZM164 128V127H163ZM162 128V129H163ZM220 129L222 128V125L219 127ZM233 126H232V130H233ZM237 128V127H236ZM251 128V127H250ZM249 128V129H250ZM132 129H134V127H133V125H132V128L130 129V130H132ZM152 129V128H151ZM155 129H156V127H155ZM124 130V129H123ZM251 130V129H250ZM166 131V130H165ZM254 131V130H253ZM118 133H120V132H118ZM122 131H121V135H122ZM234 133V131L232 132V134ZM235 133H236V131H235ZM248 133H250V131L248 132ZM253 133V132H252ZM237 134V133H236ZM237 134V135H238ZM256 134V133H255ZM147 135V134H146ZM237 135H235V136H237ZM249 135V134H248ZM254 135V134H253ZM149 136V135H148ZM150 136H152V135H150ZM171 136V135H170ZM250 136V135H249ZM257 136V135H256ZM143 137H144V139L145 140H143ZM156 137H159L158 135H156ZM182 137V136H181ZM258 137H259V135H258ZM149 138V137H148ZM151 138V137H150ZM236 138H238V137H236ZM242 138V137H241ZM260 138V137H259ZM225 139H227V138H225ZM243 139V138H242ZM252 139H254V138H252ZM258 139V138H257ZM261 139H263V138H261ZM148 140V139H147ZM150 140V139H149ZM158 140V139H157ZM198 140V139H197ZM244 140V139H243ZM248 140H249V138H248ZM254 140H256V139H254ZM240 141V140H239ZM246 141V140H245ZM262 141H264V140H262ZM144 142V143H143ZM150 142V141H149ZM160 142V141H159ZM202 142V141H201ZM259 142V141H258ZM260 142H261V140H260ZM147 143V142H146ZM151 143V142H150ZM236 143H238V141L236 142ZM235 143V144H236ZM242 143V142H241ZM244 143V142H243ZM242 143V144H243ZM246 143V142H245ZM244 143V144H245ZM255 143V142H254ZM262 143V142H261ZM260 143V145H264V143H262L261 144ZM233 145H234V143H232ZM239 144V143H238ZM241 144V145H242ZM243 144V145H244ZM63 145H64V142L62 143V147H63ZM166 145V144H165ZM237 145V144H236ZM236 145H235V147H236ZM248 145V144H247ZM256 145V144H255ZM257 145H259V144H257ZM141 146V148H146L147 150H145V152L146 151H149L148 153L146 152L145 153V155L144 156H142V155H139V156H142L140 159H139V157H137L138 159L137 160H135V161H132V162H129L128 163V165L126 166V164L121 168L120 167V169H117V168H107V167H109V165L108 166H106V164H104L105 165V168L106 169H104V166L102 167L103 168V170H102V168L100 167L101 166V162H106L107 163V159H105L104 161H103V155H104V152L105 151H107V152H110L111 150V148H118L119 150L121 149V151H120V153L122 152V150H123V154H124V150H126L127 152L128 151H132V152H135V151H137L138 149H139V147ZM238 146H240V145H238ZM237 146V147H238ZM111 147V148H110ZM161 147V146H160ZM205 147V146H204ZM236 147V148H237ZM241 147V146H240ZM239 147V148H240ZM254 147V146H253ZM252 147V148H253ZM259 147V146H258ZM141 148H140V150H141ZM197 148H198V146H197ZM248 148V147H247ZM256 148V147H255ZM254 148V150H256ZM115 149V150H116ZM133 149V150H132ZM166 149V148H165ZM249 149V148H248ZM247 149V150H248ZM259 149V148H258ZM257 149V150H258ZM110 150V151H109ZM118 150V151H119ZM164 150V149H163ZM167 150V149H166ZM232 150H239L238 148L237 149H235V148H232ZM240 150H242V149H240ZM244 150H246V148L244 149ZM113 151V150H112ZM243 151V150H242ZM241 151V152H242ZM249 151V150H248ZM252 151V150H251ZM264 150H262L261 152H263ZM115 152V151H114ZM142 152V151H141ZM237 152H239V151H237ZM236 152V153H237ZM244 152V151H243ZM257 152H259V150L257 151ZM260 152V153H261ZM113 153V152H112ZM138 153H140V152H138ZM234 152H232V154H233ZM252 153V152H251ZM259 153V154H260ZM101 154H103V155H101ZM110 153H108V155H109ZM119 153L117 152V154L116 155H118ZM126 154V153H125ZM125 154L124 155H122V156H125ZM133 154V153H132ZM135 155H136V153H134ZM142 154V153H141ZM232 154H230V155H232ZM238 154V153H237ZM241 154V153H240ZM248 154H249V152H248ZM247 154V155H248ZM255 154H256V152H255ZM255 154L253 153V155H254V157H255ZM264 154V153H263ZM107 155V154H106ZM106 155H104V156H106ZM131 155V154H130ZM135 155H134V157H135ZM243 155H244V153H243ZM251 155V154H250ZM113 156V155H112ZM119 156V155H118ZM118 156H116V157H118ZM133 156V155H132ZM131 156V157H132ZM245 156V155H244ZM243 156V157H244ZM257 156V155H256ZM259 156V155H258ZM257 156V157H258ZM126 157V156H125ZM130 157V158H131ZM233 157H234V155H233ZM246 157V156H245ZM250 158L252 157V155L251 156H249ZM253 157V158H254ZM262 157H263V155H262ZM101 158H103L102 159V161H101ZM105 158H107V157H105ZM127 158V157H126ZM240 158H242L241 157V155H240ZM252 158V159H253ZM260 158V157H259ZM108 159H110V157L108 156ZM118 159V158H117ZM132 159V158H131ZM171 159V158H170ZM173 159V158H172ZM202 159V158H201ZM236 159H238V157H237V155H236ZM258 159V158H257ZM256 159V160H257ZM260 159H262V158H260ZM264 159V158H263ZM107 160V161H106ZM165 160V161H164ZM248 160V159H247ZM255 160V159H254ZM124 161V160H123ZM230 161H232L231 159H230ZM235 161V160H234ZM237 161V160H236ZM241 161H243V160H241ZM244 161H246V158L244 159ZM249 161V160H248ZM115 162V161H114ZM113 162V164L112 165H114L115 163ZM223 162V161H222ZM233 162V161H232ZM232 162H231V165H232ZM239 162H240V159H239ZM257 162V161H256ZM264 162V161H263ZM122 163H124V162H122ZM168 163V162H167ZM235 163V162H234ZM242 163V162H241ZM254 163V162H253ZM103 164V163H102ZM116 164H117V162H116ZM115 164V165H116ZM170 164V163H169ZM262 164H264V163H262ZM111 165V166H112ZM113 166V167H117V165L119 166V164H117L116 166ZM230 165V166H231ZM234 166L236 165V164H233ZM240 165V164H239ZM241 165H243V164H241ZM261 165V164H260ZM259 165V166H260ZM110 166V167H111ZM196 166V165H195ZM233 166V167H234ZM247 166V165H246ZM256 166V165H255ZM226 167V166H225ZM232 167V166H231ZM236 167H238V166H236ZM235 167V168H236ZM257 167V166H256ZM264 167V165L262 166V168ZM239 168V167H238ZM241 168V167H240ZM20 169V168H19ZM237 169V168H236ZM261 169V168H260ZM260 169L259 170H256L257 172L258 171H260ZM264 169V168H263ZM263 169H262V172H263ZM101 170H102V172L103 173H101ZM244 170V169H243ZM262 172H260V174L262 173ZM212 173V172H211ZM256 173V172H255ZM174 174V173H173ZM210 174V173H209ZM208 174V175H209ZM257 174V173H256ZM192 175V174H191ZM219 176H222L221 178L223 179V182L221 181V183H227V184H231L232 186H234V187H239V186H242L243 184H245V183H249V182H253L254 181V178L253 179H251V178H249V177H247V176H249V175H247V174H245V173H242V171H241V173H235L234 172V170L232 169V168H224V170H222V172H220L219 173V171H217L216 173L215 172H213L212 173V177L214 178V177H219ZM256 176V175H255ZM260 176V175H259ZM90 177V176H89ZM211 177V176H210ZM211 177V178H212ZM257 177V176H256ZM261 177V176H260ZM259 177V178H260ZM264 177V176H263ZM95 178V179H94ZM145 178H144V180H145ZM218 179V178H217ZM220 179V178H219ZM257 179V178H256ZM264 180V179H263ZM108 181V180H107ZM125 181H127V180H125ZM217 182H218V180H216ZM257 181H259V180H257ZM260 181H262V180H260ZM259 181V182H260ZM122 182L123 183H125L123 180H122ZM128 182V181H127ZM263 182V181H262ZM262 182H260V183H262ZM108 183V182H107ZM111 183H110V185H111ZM135 183V182H134ZM144 183V182H143ZM155 183H157L156 185H155ZM171 183V182H170ZM169 183V184H170ZM254 183H255V181H254ZM257 183V182H256ZM127 184V183H126ZM130 184V183H129ZM146 184V183H145ZM147 185V184H146ZM158 185V186H159ZM168 185V184H167ZM178 185V184H177ZM176 185V186H177ZM262 185V184H261ZM119 186V185H118ZM127 186V185H126ZM138 186H140V185H138ZM148 186V185H147ZM151 186V185H150ZM162 186V185H161ZM181 186V185H180ZM190 186V185H189ZM202 186H204V185H202ZM260 186V185H259ZM108 187H109V185H108ZM114 187V186H113ZM120 187V186H119ZM141 187V186H140ZM145 187V186H144ZM184 187V186H183ZM206 187V186H205ZM211 187V186H210ZM228 187V186H227ZM261 187V186H260ZM115 188V187H114ZM130 188V187H129ZM147 188V187H146ZM152 188V187H151ZM160 188V187H159ZM163 188V187H162ZM168 188V187H167ZM166 188V189H167ZM169 188H171V187H169ZM212 188V187H211ZM224 188V187H223ZM244 188H245V186H244ZM119 189V188H118ZM118 189H117V191H118ZM140 189H145V188H143V187H141ZM148 189V188H147ZM164 189V188H163ZM172 189V188H171ZM170 189V190H171ZM186 189V188H185ZM226 189V188H225ZM146 190V189H145ZM165 190V189H164ZM163 190V191H164ZM169 190V191H170ZM224 190V189H223ZM108 191V190H107ZM144 190H142V192H143ZM148 191V190H147ZM167 191V190H166ZM222 191V190H221ZM261 191V190H260ZM110 192V191H109ZM121 192V191H120ZM231 192V191H230ZM251 192H253V191H251ZM256 192V191H255ZM102 193H104V192H102ZM114 193V192H113ZM129 193V192H128ZM147 193V192H146ZM149 193V192H148ZM254 193V192H253ZM152 194V193H151ZM168 194V193H167ZM210 194V193H209ZM208 194V195H209ZM250 194V193H249ZM106 195H107V192H106ZM109 195V194H108ZM107 195V196H108ZM122 195V194H121ZM133 195V194H132ZM227 195V194H226ZM125 196H126V194H125ZM131 196V195H130ZM160 196V195H159ZM166 196V195H165ZM179 196V195H178ZM222 196V195H221ZM111 197V196H110ZM127 197V196H126ZM148 195H146V196H144V199H145V201H144V205H143V207L144 208H146V210H149V211H152L153 212V210L155 211V209H154V207H151V204L149 203V202H147L148 201ZM169 197V196H168ZM122 198V197H121ZM177 198V197H176ZM222 198H224V197H222ZM107 199H109V198H107ZM107 199H105V202L107 201ZM126 199V198H125ZM143 199V198H142ZM226 199V198H225ZM262 199V198H261ZM114 200V199H113ZM118 200H122V199H118ZM117 200V201H118ZM127 200V201H126ZM125 201L126 202H129L128 201V199H126ZM87 201V200H86ZM102 201V200H101ZM117 201H116V203H115V201L113 202L114 204H117ZM214 201V200H213ZM260 201V200H259ZM263 201V200H262ZM261 201V202H262ZM103 202V201H102ZM102 202H101V204H102ZM104 202V203H105ZM111 202V203H112ZM227 202V201H226ZM99 203V202H98ZM98 203H96L97 205H98ZM108 203H109V201H108ZM110 203V204H111ZM107 204V203H106ZM122 203H120L119 205H121ZM124 204V203H123ZM127 204L128 203H126L125 204V206H127ZM153 204V203H152ZM155 204V203H154ZM192 204V203H191ZM259 204V203H258ZM262 204V203H261ZM88 205V204H87ZM99 205H100V203H99ZM112 205L113 204H111V208L110 209H112ZM132 205V204H131ZM225 205V204H224ZM101 206H103V205H101ZM109 206V205H108ZM108 206H107V208H108ZM129 206V205H128ZM153 206V205H152ZM222 206V205H221ZM227 206V205H226ZM252 206V205H251ZM264 206V205H263ZM88 207V206H87ZM96 207V205L95 206H93V208H95ZM106 207V206H105ZM114 208H115V206H113ZM120 206H118V208H119ZM141 207V206H140ZM151 207V208H150ZM243 207V206H242ZM262 207V206H261ZM99 208H100V206H99ZM102 208V207H101ZM117 208V207H116ZM118 208H117V210H118ZM125 209L124 210H122L123 212H121V214H122V216L120 215V217H125L126 218V216L129 218V221H135V219H136V217L135 216H130V215H128L127 213H128V211H127V208L128 207H124ZM135 207H133V205H132V208H131V210L133 211V209H134ZM156 208V207H155ZM229 208V207H228ZM244 208V207H243ZM98 209V208H97ZM119 209H122L121 207L119 208ZM227 209V208H226ZM93 210L94 209H91L90 210V214H92V212H93ZM103 210L105 211V209H103L102 208V212H101V214L103 213ZM116 210V211H117ZM128 210H130V206H129V208H128ZM131 210H130V212H131ZM136 209H134V211H135ZM162 210H164V209H162ZM95 211H96V209H95ZM99 210H97V212H98ZM165 211V210H164ZM167 211V210H166ZM225 212V211H224ZM245 212V211H244ZM256 212V211H255ZM95 212H93V214H94ZM105 213V212H104ZM111 213V212H110ZM164 214H165V212H163ZM257 213V212H256ZM100 214V213H99ZM100 214V215H101ZM161 215L160 217H158L159 219L160 218H164V216L166 217V215ZM243 214V213H242ZM263 214V213H262ZM98 215V214H97ZM96 215V216H97ZM111 215V214H110ZM155 214L153 213L151 216H146V224L147 223H149V220L152 222L153 221V219H154V217H156L157 218V216H159V214L157 215V216H154ZM256 215V214H255ZM259 215V214H258ZM102 216V215H101ZM103 216H104V214H103ZM116 217V216H118L117 214L115 215H113V217ZM163 216V217H162ZM94 217V216H93ZM100 217V216H99ZM114 217V218H115ZM131 217V218H130ZM223 217V216H222ZM256 217V216H255ZM89 215H88V209H87V214H86V223L88 222V220H89ZM124 218V220H127V219H125ZM155 218V219H156ZM168 218V217H167ZM167 218H164L165 219V221H166V219ZM190 218V217H189ZM241 218V217H240ZM118 219H119V216H118ZM122 219V218H121ZM159 219H157V220H159ZM163 219V220H164ZM239 219V218H238ZM259 218H257V220H258ZM120 220V219H119ZM168 220V219H167ZM91 221V220H90ZM89 221V222H90ZM121 221H123V220H121ZM155 221V220H154ZM161 221V220H160ZM159 221V222H160ZM198 221V220H197ZM196 221V223H202V222H197ZM240 221H241V219H240ZM246 221V220H245ZM260 221V220H259ZM125 222V221H124ZM164 222V221H163ZM167 222H169V220L167 221ZM126 223V222H125ZM130 223V222H129ZM156 223H158V221H156ZM166 223V222H165ZM195 223V222H194ZM241 223V222H240ZM262 223V222H261ZM89 224V223H88ZM126 224H128V223H126ZM162 224V223H161ZM214 224H216V222L214 223ZM224 224V223H223ZM92 225V224H91ZM90 225V226H91ZM94 225H95V222H94ZM153 225H154V223H153ZM156 225V224H155ZM158 225L160 226V223H158ZM157 225V226H158ZM166 225H167V223H166ZM169 225V224H168ZM185 225V224H184ZM195 225V224H194ZM194 225L193 224H191V226H193V228H194ZM198 225V224H197ZM196 225V226H197ZM89 226V225H88ZM93 226V225H92ZM161 226H163V224L161 225ZM188 226V225H187ZM196 226H195V228H196ZM199 226V225H198ZM197 226V227H198ZM216 226V225H215ZM94 227V226H93ZM163 227H165V225L163 226ZM167 227V226H166ZM174 227V226H173ZM129 228V227H128ZM215 228V227H214ZM132 229V228H131ZM215 229H217V228H215ZM241 229V228H240ZM92 230V229H91ZM148 230V229H147ZM146 230V231H147ZM90 230H88V232H89ZM94 231V230H93ZM111 231V230H110ZM152 231V230H151ZM172 231V230H171ZM85 232H86V234H85V256H84V260H83V264H86V246H88V248H91V246H93L94 244H92L91 245V243H92V241L94 240L93 238V240H91L88 236L89 235H91V234H88V232L86 231V229H85ZM94 232H96V231H94ZM113 232V231H112ZM115 232H116V230H115ZM165 232V231H164ZM167 232V231H166ZM119 233V232H118ZM150 233V232H149ZM240 233V232H239ZM247 233V232H246ZM257 233V232H256ZM146 234H148V233H145L144 235H146ZM155 236H156V234H154ZM154 235H152V236H154ZM158 235V234H157ZM134 236V235H133ZM133 236H130V237H133ZM150 236V235H149ZM160 236V235H159ZM88 237V239H86ZM95 237V236H94ZM147 237H148V235H147ZM146 237V238H147ZM134 238H136V237H134ZM149 238V237H148ZM151 238V237H150ZM96 239V238H95ZM88 240V241H87ZM134 240V239H133ZM139 240V239H138ZM169 240H171V239H169ZM173 240H174V242L171 240V242L170 243H172L173 242V244L174 243H176L177 242V244L176 245H173V244H171V245H173V246H175L176 248L175 249H178L177 251V253L179 254V251L183 248V246H185V248H186V245H184V241H183V245L181 246V239L180 240H176V239H174L173 238ZM175 240H176V242H175ZM100 241V240H99ZM124 241H126V239L124 240ZM124 241H121V243L122 242H124ZM131 241V240H130ZM179 241H180V243H179ZM116 242H118V241H115L114 242V245L116 244ZM134 242V241H133ZM167 242V241H166ZM95 243V245H97L96 244V242H94ZM261 243V242H260ZM100 244V243H99ZM123 244V243H122ZM121 244V245H122ZM125 244V243H124ZM143 244H145V243H143ZM150 244H151V242H150ZM160 244V243H159ZM163 245L165 244V243H162ZM162 244L160 245V246H162ZM167 244V243H166ZM169 244V243H168ZM178 244H180V247H181V249H180V247H177V245ZM91 245V246H90ZM93 246L94 247V249L96 250V249H98L97 248V246H99V245H97V246ZM114 245H112L113 247H115ZM117 245V244H116ZM121 245H119V246H121ZM131 245V244H130ZM136 245V244H135ZM135 245L133 244V246L135 247ZM139 245V244H138ZM141 245V244H140ZM158 245V244H157ZM155 246V244H154V248L156 249V255H157V251L159 250L160 252H161V250L160 249H162L161 247L159 248V246ZM260 245V244H259ZM118 246V245H117ZM116 246V247H117ZM126 246V245H125ZM124 246V247H125ZM143 246V249L144 250H142V248H141V246H140V248H141V250L139 249V251H138V253H136V251L134 250V252L137 254V257H138V259L139 258H141V259H144L145 261H146V256L145 255H147V254H152L153 252H155V251H151L150 249L152 248L153 249V245L152 246H150L151 248L149 249V247H148V249L147 248H144V245H142ZM166 248H168L166 245H164ZM163 246V247H164ZM173 246H172V248H171V246H169L171 249H173ZM179 246V245H178ZM189 245H187V247H188ZM213 246H214V244H213ZM96 247V248H95ZM123 247V246H122ZM122 247H120V248H122ZM146 247V246H145ZM156 247H158V250H157V248ZM164 247V248H165ZM220 247H221V245H220ZM224 246H222V248H223ZM129 247H127V249H128ZM191 248V247H190ZM213 248V247H212ZM221 248V249H222ZM93 249V248H92ZM110 249H111V247H110ZM130 249V248H129ZM128 249V250H129ZM147 249V251H145ZM169 249V248H168ZM203 249V248H202ZM220 249V248H219ZM112 250V249H111ZM117 250V249H116ZM120 250V249H119ZM122 250H124V248H122ZM131 250V249H130ZM148 250H150L151 252L150 253H148ZM163 250V249H162ZM167 250V249H166ZM174 250V249H173ZM191 250V249H190ZM190 250H189V252H190ZM216 250V249H215ZM214 250V251H215ZM256 250V249H255ZM89 251V250H88ZM94 251V250H93ZM97 251V250H96ZM159 251H158V254H159ZM171 251V250H170ZM184 251V252H183ZM183 251H180V253L182 252V255L184 256V258H186V255H184L185 254V252L187 251V248H186V251L185 250H183ZM198 251V250H197ZM211 251H213V250H211ZM95 252V251H94ZM112 252V251H111ZM126 252L128 253L129 251H127L126 250ZM125 252V253H126ZM145 252H147V254L145 253ZM163 252H164V250H163ZM176 252V251H175ZM191 252H192V250H191ZM239 252V251H238ZM89 253V252H88ZM123 253V252H122ZM121 253V254H122ZM124 253V254H125ZM133 253V252H132ZM194 253L195 252H192V253H188L187 252V254L189 255V257L191 258V256H192V254L194 255ZM199 253V252H198ZM198 253H195V254H198ZM215 253V252H214ZM213 253V254H214ZM220 253H221V261H220V264H232L231 263V259L233 258V253H231V252H227V251H225V250H221L220 251ZM95 253H93V255H94ZM114 253H111L110 254V256L108 255V260H111V258L110 257H112V255H113ZM120 254V253H119ZM120 254V255H121ZM122 255V256H124V257H128V254L125 256V255ZM130 254H131V252H130ZM129 254V258L128 259H130V260H132L133 258H135V255H133V256H131ZM151 254L149 255V256H151ZM176 254V253H175ZM212 254V255H213ZM217 254H218V252H216V257H218L217 256ZM90 255V254H89ZM100 255V254H99ZM115 256V258L113 259L112 258V260L111 261H113V260H116V261H118L117 263H119V260H117L118 259V257H117V255L116 254H114ZM120 255H118V256H120ZM152 255H154V254H152ZM160 255V254H159ZM165 255V254H164ZM171 255H172V253H171ZM170 255V256H171ZM180 255V254H179ZM198 255H201V252L198 254ZM104 256V255H103ZM102 256V257H103ZM130 256H131V258H130ZM145 256V258H143ZM176 256H177V254H176ZM183 256H180L181 258L183 257ZM202 256V255H201ZM207 256H209V255H207ZM90 257V256H89ZM94 257H97V255L95 256L94 255ZM154 257V256H153ZM160 257H162L163 258V256H160ZM159 257V258H160ZM179 257V258H180ZM210 257H212L211 255H210ZM214 257V256H213ZM117 258V259H116ZM151 258V257H150ZM149 257H148V261H149V259H150ZM161 258V259H162ZM173 258V257H172ZM180 258V259H181ZM184 258H183V260H184ZM193 258V261L191 260V264H195L196 262H197V258L198 257H196L195 258V260H194V256L192 257ZM215 258V257H214ZM88 259V258H87ZM92 259V258H91ZM95 259V258H94ZM94 259H93V261H94ZM100 259H101V257L99 256V261H100ZM104 259V258H103ZM102 259V260H103ZM121 260H122V258H120ZM127 259V258H126ZM125 259V260H126ZM140 259V260H141ZM152 259V258H151ZM168 259H171V257L170 258H168ZM178 258H176V259H174L175 260V262H176V260H177ZM179 259V260H180ZM205 259H206V257H205ZM210 259V258H209ZM217 259V258H216ZM215 259V260H216ZM105 260V259H104ZM107 260V261H108ZM120 260V261H121ZM153 260V259H152ZM152 260H150V261H152ZM174 260H173V262H174ZM182 260V259H181ZM180 260V262L181 263H183L182 261ZM189 260V259H188ZM188 260H186L187 262H188ZM203 260H204V258H203ZM203 260L201 261V262H203ZM211 260V259H210ZM96 261V260H95ZM111 261H110V263H111ZM123 261H124V259H123ZM138 261V260H137ZM136 261V262H137ZM144 261V262H145ZM148 261H146V262H148ZM154 261H156V260H154ZM154 261H152V263L154 262ZM195 261V262H194ZM206 261V260H205ZM217 261H219V260H217ZM105 262V261H104ZM109 262V261H108ZM114 263L113 264H117V263H115V261H113ZM128 262L129 263H133V261H129L128 260ZM175 262H174V264H175ZM177 262H178V260H177ZM177 262H176V264H177ZM180 262H178V264H180ZM190 262V261H189ZM200 262V259H199V263H201ZM209 262H212V261H209ZM215 262V261H214ZM228 262V263H227ZM125 263H126V261H125ZM129 263H126V264H129ZM140 263V262H139ZM142 263H143V260H142ZM141 263V264H142ZM155 263H157L158 264V262H155ZM160 263H162L163 264V262H160ZM198 263V262H197ZM90 264H91V262H90ZM92 264H93V262H92ZM94 264H97L96 262H94ZM100 264V263H99ZM109 264V263H108ZM121 264H124V262H122L121 261ZM133 264H135V263H133ZM137 264H138V262H137ZM147 264V263H146ZM154 264V263H153ZM165 264V263H164ZM167 264H168V262H167ZM169 264H170V262H169ZM188 264V263H187ZM202 264V263H201ZM203 264H204V262H203ZM206 264V263H205ZM208 264V263H207ZM209 264H211V263H209ZM212 264H213V262H212ZM217 264H219V262H217ZM236 264H243V263H236Z\"/></svg>", "mask_w": 264, "mask_h": 264}, {"label": "crops", "instance_id": "crops-1", "mask_svg": "<svg viewBox=\"0 0 264 264\" xmlns=\"http://www.w3.org/2000/svg\"><path fill=\"white\" fill-rule=\"evenodd\" d=\"M27 14L19 18L18 9L9 8L4 21L6 25L0 27V79L3 81H25L24 74L29 78L28 65L25 66L22 62L26 52H21L22 48L27 50L29 45L24 43L29 24L32 23L31 16ZM66 25L69 27L64 32V42L70 44L73 40L74 43L77 34L74 30V12L69 16ZM56 31L59 32V29L56 28ZM37 48L40 51V46ZM67 49L62 52L67 54L69 60H63V63L68 64L66 68L72 73L73 68L77 70L75 63L81 61L76 48ZM85 56L88 60L89 50L85 52ZM49 62L48 68H45L47 70L51 68ZM53 67L55 69L57 66ZM2 70L5 71L3 74ZM49 116L46 118L50 119ZM63 117L65 121L55 123V126L35 128L34 126L38 125L36 121L32 123V127L25 129L24 133L21 130L18 171L10 193L12 201L7 237L10 264H83L85 247L82 256L84 236L80 208L85 206L87 181L84 183V179L74 170L71 148L73 144L71 146L70 140L67 139L72 136L74 127H71L73 123L68 124L65 111ZM58 126L67 128L63 134V147Z\"/></svg>", "mask_w": 264, "mask_h": 264}]
</instances>
